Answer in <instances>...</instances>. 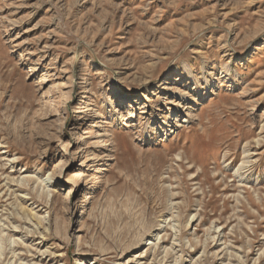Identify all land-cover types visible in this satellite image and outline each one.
<instances>
[{"label": "rangeland", "instance_id": "rangeland-1", "mask_svg": "<svg viewBox=\"0 0 264 264\" xmlns=\"http://www.w3.org/2000/svg\"><path fill=\"white\" fill-rule=\"evenodd\" d=\"M0 248L264 264V0H0Z\"/></svg>", "mask_w": 264, "mask_h": 264}, {"label": "bare ground", "instance_id": "bare-ground-1", "mask_svg": "<svg viewBox=\"0 0 264 264\" xmlns=\"http://www.w3.org/2000/svg\"><path fill=\"white\" fill-rule=\"evenodd\" d=\"M133 218H134V217H133ZM137 220H138V219H137ZM134 221H135V220H134ZM137 222H139V221H137ZM131 225H132V224H131ZM135 225H136V223H135ZM137 225H138V227H139V224H137ZM2 226H3V225H2ZM128 227H129V226H128ZM10 228H11V227H10ZM12 229H13V232H17V231H16V229H17L16 227H13ZM128 229H129V228H128ZM126 231H128V230H126ZM128 232H130V231H128ZM126 233H127V232H126ZM120 235H121V234H120ZM124 235H125V234H124ZM1 237H2V236H1ZM14 244H15V243H14ZM16 244H17V245H15V246H17V247H19V248L24 247V246H22V243H21L20 241H17ZM0 249H2V248H0ZM29 250H30V249H29ZM28 253H32V252L29 251ZM1 254H2V252H1V250H0V258L2 259L3 256L1 257ZM38 254H39V251H38ZM4 256H5V255H4ZM39 256H40V255H39ZM12 257H13V256H12ZM30 257H32V259H35L33 256H30ZM5 258H6V256H5ZM13 258H14V257H13ZM37 258H38V257H37ZM1 259H0V260H1ZM15 259H16V258H15ZM2 261H3V260H2ZM2 261H1V262H2ZM4 261H5V260H4ZM44 262H45L44 258H42V259L39 261L40 264H44ZM48 262H50V261H48ZM10 264H11V263H10ZM19 264H22V263L19 262Z\"/></svg>", "mask_w": 264, "mask_h": 264}]
</instances>
